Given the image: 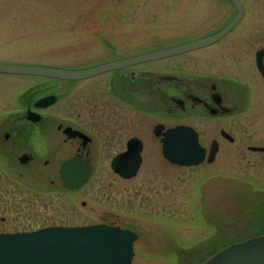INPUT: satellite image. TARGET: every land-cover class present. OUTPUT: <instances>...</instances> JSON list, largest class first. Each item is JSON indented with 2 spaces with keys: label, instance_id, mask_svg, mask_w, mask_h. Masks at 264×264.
I'll list each match as a JSON object with an SVG mask.
<instances>
[{
  "label": "rangeland",
  "instance_id": "obj_1",
  "mask_svg": "<svg viewBox=\"0 0 264 264\" xmlns=\"http://www.w3.org/2000/svg\"><path fill=\"white\" fill-rule=\"evenodd\" d=\"M240 2L244 13L235 27L190 55L201 71L238 81L243 106L259 108V128L229 127L234 141L206 169L147 157L128 181L112 177L107 158L72 191L61 185L59 162L33 169L2 160L0 231L132 225L142 231L133 243L136 264H196L264 232V154L246 148L264 142V81L255 63L264 47V0ZM233 13L227 0H0V62L79 67L112 56L113 48L139 51L207 34ZM30 81L0 74V111Z\"/></svg>",
  "mask_w": 264,
  "mask_h": 264
},
{
  "label": "flooded vegetation",
  "instance_id": "obj_2",
  "mask_svg": "<svg viewBox=\"0 0 264 264\" xmlns=\"http://www.w3.org/2000/svg\"><path fill=\"white\" fill-rule=\"evenodd\" d=\"M194 38L132 52L113 48V55L106 59L70 69L115 64ZM207 46L157 59L129 62L79 79L0 73L31 80L18 95L13 94L8 100L11 106L0 111V161L5 160L11 165L17 163L18 167L19 164L30 165L33 169L59 162L58 177L63 161L88 162L91 167L88 180L75 189L62 186L69 191L84 187L95 173L96 162L107 158L112 177L128 181L137 177L147 157L177 167L202 166L206 169L225 153L224 143L234 141L229 127L244 130L260 125L259 108L249 111L247 103L243 106V97L237 96L238 81L197 68L199 65L190 54L202 53L200 50ZM179 126H187L197 133V141L204 149L198 164L182 166L164 156L163 133ZM213 142L216 152L209 161ZM128 144L133 149L139 148L140 162L134 175L123 177L111 163L128 150ZM252 146L262 147L264 142L246 144L248 150L264 154V151L252 150ZM216 174L222 177L221 173ZM99 223L120 226L114 222ZM124 228L135 232L136 239L142 232L132 225ZM133 257L130 264H136Z\"/></svg>",
  "mask_w": 264,
  "mask_h": 264
},
{
  "label": "water",
  "instance_id": "obj_3",
  "mask_svg": "<svg viewBox=\"0 0 264 264\" xmlns=\"http://www.w3.org/2000/svg\"><path fill=\"white\" fill-rule=\"evenodd\" d=\"M229 1L234 7V14L217 31L169 47L148 51L115 64L69 69L0 62V72L79 79L129 62L157 59L201 48L221 39L242 18L243 7L240 1ZM263 58L264 47H261L255 53V63L264 81ZM163 134L162 152L170 162L192 165L202 160L204 149L199 145L197 133L193 129L179 126L167 129ZM250 148L264 151V146ZM138 150L139 148L133 149L132 145L128 144V150L112 161L113 169L123 177L134 175L140 162ZM215 152L216 145L213 142L209 161L213 159ZM90 172L88 162L69 159L61 164L59 177L64 186L76 188L88 179ZM135 237L130 230L104 224L47 226L29 232L0 233V264H129L133 255L132 241ZM199 264H264V232L227 244Z\"/></svg>",
  "mask_w": 264,
  "mask_h": 264
}]
</instances>
